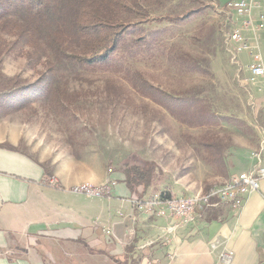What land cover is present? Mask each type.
Returning <instances> with one entry per match:
<instances>
[{
	"label": "rangeland",
	"instance_id": "374dc122",
	"mask_svg": "<svg viewBox=\"0 0 264 264\" xmlns=\"http://www.w3.org/2000/svg\"><path fill=\"white\" fill-rule=\"evenodd\" d=\"M180 1L172 0L165 9L177 6ZM195 2L210 7L204 15H194L188 22L172 29L166 42L178 44L183 51L198 55L201 49L190 38L199 33L206 36L209 30L214 33L210 38L215 49L210 63L215 76V93L211 91L213 104L223 115L242 120L255 132L245 134L230 126L214 130L223 142L232 145L225 155L227 177L205 161L206 152L199 145L202 130L180 125L119 77H111L115 79L114 87L107 88L106 79L110 77L102 72L88 74L86 81L71 80L67 86H61L66 90L67 103L71 102L70 110L77 121L63 116L54 104L52 108L49 103L46 107L34 103L0 119V124L5 122L14 131H24L28 141L48 157L61 160L71 156L80 166H90L89 176L94 187L107 183L106 180L95 185L99 184L101 175L112 176L113 180H109L118 183L120 177L115 175L122 174L125 164L142 167L145 163H154L161 178L147 197L154 194L195 197L210 187L222 185L231 174L247 170L254 160L252 154L258 152L259 142L263 139L264 80L252 84L231 69L230 66L235 65L232 56L237 59L239 54L231 48L227 50L225 39L238 25L234 19L225 23L230 16L222 4L214 0H184L185 8L195 6ZM162 25L167 26L166 23ZM260 34L264 37V33ZM260 54L264 60L263 46ZM161 62V67L159 64L154 67L150 61L135 62L134 67L168 90L210 83L198 75L180 76L167 66L165 60ZM242 63L246 65L247 61ZM0 70L6 77L19 76L30 84L38 79V74L27 68L23 58L7 51L0 50ZM94 219L92 221L101 222Z\"/></svg>",
	"mask_w": 264,
	"mask_h": 264
},
{
	"label": "trees",
	"instance_id": "16d2710c",
	"mask_svg": "<svg viewBox=\"0 0 264 264\" xmlns=\"http://www.w3.org/2000/svg\"><path fill=\"white\" fill-rule=\"evenodd\" d=\"M171 1L0 0V50L20 56L27 68L38 74L30 84L19 76L6 77L0 70V119L34 103L45 107L49 103L63 116L77 121L61 86L71 80L86 81L88 74L102 72L110 77L106 79L107 88L114 87L111 77H119L180 125L202 130L199 145L206 152L205 161L227 177L225 155L232 145L223 142L214 130L230 126L245 134L255 132L242 120L223 115L213 104L215 76L210 63L215 49L210 38L214 33L209 30L206 36L199 33L190 38L201 49L198 55L166 42L172 29L194 15H204L210 6L195 2V6L185 8L181 0L165 9ZM162 60L180 76L198 75L210 83L168 90L134 67L135 62L145 61L161 67ZM41 167L42 183L51 186L48 180L53 174ZM122 174L126 188L136 199L159 185L161 178L154 163L142 167L125 164ZM220 213L210 210L206 218H217Z\"/></svg>",
	"mask_w": 264,
	"mask_h": 264
},
{
	"label": "crops",
	"instance_id": "0c3cea01",
	"mask_svg": "<svg viewBox=\"0 0 264 264\" xmlns=\"http://www.w3.org/2000/svg\"><path fill=\"white\" fill-rule=\"evenodd\" d=\"M262 35L247 34L251 50L230 66L247 81L255 55L264 68ZM262 150L264 168V145ZM58 159L29 142L24 131L0 124V264H220L223 251L233 255L231 264H264V180L239 210L207 208L194 225L166 240L164 230L172 220L147 215L132 204L146 200L152 188L136 199L123 174H116L122 178L108 197L74 194V186L91 185V167L71 156ZM41 165L53 174L51 186L42 183ZM109 179L101 175L95 185ZM217 209L219 216L208 220V211ZM147 243L151 246L144 247Z\"/></svg>",
	"mask_w": 264,
	"mask_h": 264
},
{
	"label": "built area",
	"instance_id": "2783aa9c",
	"mask_svg": "<svg viewBox=\"0 0 264 264\" xmlns=\"http://www.w3.org/2000/svg\"><path fill=\"white\" fill-rule=\"evenodd\" d=\"M214 1L220 2L230 16L225 23L227 24L234 19L238 25L225 39L227 50L229 51V48L233 49L236 55L251 50L247 34L255 36L264 33V0ZM235 59L232 56V62ZM254 59L257 63L251 66V78L249 79L252 84L258 80H264V68L259 55H255ZM262 137L258 152L252 154L255 162L252 168L245 173L232 177L222 185L210 187L207 193L187 198H179L167 194H154L150 195L146 200H137L132 204L147 215H154L163 219L170 218L172 220L171 224L164 230L163 237L166 240L173 238L179 228L194 225L207 208L228 206L232 210H239L242 208L247 195L257 192L260 182L264 180V168L261 167L264 133ZM115 185L116 183L111 180L96 187L82 184L74 186L71 192L88 198H105L110 196ZM147 246H151V243H147L144 247ZM232 258L233 255L231 253L223 251L219 256V263L231 264Z\"/></svg>",
	"mask_w": 264,
	"mask_h": 264
}]
</instances>
